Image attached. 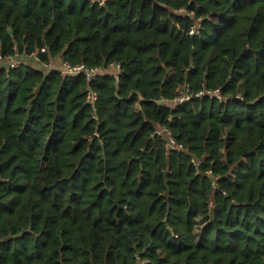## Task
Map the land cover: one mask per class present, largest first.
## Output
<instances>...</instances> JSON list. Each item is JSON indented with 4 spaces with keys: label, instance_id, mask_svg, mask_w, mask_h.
Returning <instances> with one entry per match:
<instances>
[{
    "label": "trees",
    "instance_id": "obj_1",
    "mask_svg": "<svg viewBox=\"0 0 264 264\" xmlns=\"http://www.w3.org/2000/svg\"><path fill=\"white\" fill-rule=\"evenodd\" d=\"M157 1L0 0V264H264V0Z\"/></svg>",
    "mask_w": 264,
    "mask_h": 264
},
{
    "label": "built area",
    "instance_id": "obj_2",
    "mask_svg": "<svg viewBox=\"0 0 264 264\" xmlns=\"http://www.w3.org/2000/svg\"><path fill=\"white\" fill-rule=\"evenodd\" d=\"M190 33L194 34L196 33V30L193 28ZM43 50H45L43 48ZM35 57L39 60V56L35 54ZM6 62L8 64V66H10L11 68H15V67H19L20 65H22L23 60L21 59V56L15 55V56H3L2 54H0V63L1 62ZM45 65L49 68V69H56L55 65L53 64L52 61L45 63ZM62 68L60 69L63 73H71V74H84L87 78V80H93L98 74L103 73V72H109V70H105L102 71L96 67H89L85 64H70L69 62H63L62 64ZM111 66L116 68V76H119V74L122 72V68H121V63L119 62H113L110 64ZM204 94H208L212 97H216L220 100H225L226 98L222 95L221 93V89L220 88H216L214 90H201L199 92H191L190 88L188 86L182 87L178 90V94L175 97L174 101L182 104L187 100H190L193 97H201ZM97 100V94L94 91H90L87 95V103L89 104H93L95 101ZM157 135H159L164 141H165V145L168 151L171 150H184V146L183 144L179 143L177 141V139L174 137V135L172 134V131L169 127L167 126H161L158 127L156 130ZM192 162L195 163V165L199 166L202 162L201 159H198L196 157L192 158Z\"/></svg>",
    "mask_w": 264,
    "mask_h": 264
},
{
    "label": "water",
    "instance_id": "obj_3",
    "mask_svg": "<svg viewBox=\"0 0 264 264\" xmlns=\"http://www.w3.org/2000/svg\"><path fill=\"white\" fill-rule=\"evenodd\" d=\"M153 1H154V4L168 7L171 11L176 12V13H185L186 12L185 10H175V9H173V8H171V7L165 5V4H163V3H161V2H159L157 0H153Z\"/></svg>",
    "mask_w": 264,
    "mask_h": 264
},
{
    "label": "crops",
    "instance_id": "obj_4",
    "mask_svg": "<svg viewBox=\"0 0 264 264\" xmlns=\"http://www.w3.org/2000/svg\"><path fill=\"white\" fill-rule=\"evenodd\" d=\"M108 70H109V72H111V73H114V74H116V68L115 67H113V66H110L109 68H108ZM174 101V100H173ZM173 101H168V100H165V102H167V103H170V102H173ZM175 102V101H174Z\"/></svg>",
    "mask_w": 264,
    "mask_h": 264
},
{
    "label": "rangeland",
    "instance_id": "obj_5",
    "mask_svg": "<svg viewBox=\"0 0 264 264\" xmlns=\"http://www.w3.org/2000/svg\"><path fill=\"white\" fill-rule=\"evenodd\" d=\"M53 64H54V62H53ZM55 65V64H54Z\"/></svg>",
    "mask_w": 264,
    "mask_h": 264
}]
</instances>
